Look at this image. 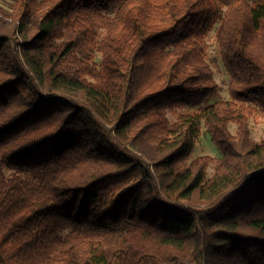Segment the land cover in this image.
Returning a JSON list of instances; mask_svg holds the SVG:
<instances>
[{
    "label": "trees",
    "instance_id": "16d2710c",
    "mask_svg": "<svg viewBox=\"0 0 264 264\" xmlns=\"http://www.w3.org/2000/svg\"><path fill=\"white\" fill-rule=\"evenodd\" d=\"M0 14V264H264V0ZM203 128L219 157L188 163Z\"/></svg>",
    "mask_w": 264,
    "mask_h": 264
},
{
    "label": "rangeland",
    "instance_id": "374dc122",
    "mask_svg": "<svg viewBox=\"0 0 264 264\" xmlns=\"http://www.w3.org/2000/svg\"><path fill=\"white\" fill-rule=\"evenodd\" d=\"M13 3L14 0H0V9L11 10ZM1 17L2 15L0 14V18ZM207 58L214 72L215 80L219 86V93L216 100H230V77L222 61L220 50L216 41L215 30L210 33L208 38ZM167 114L172 122L176 120V114L171 111H168ZM249 129L251 141L259 143L264 139V115L260 111L256 112V114L250 120ZM230 130L234 135L238 134V127L236 125H231ZM202 156L219 157L218 150L211 141V137L206 132L205 128L202 130V135L195 148V152L188 163ZM212 172L213 167L209 169V174Z\"/></svg>",
    "mask_w": 264,
    "mask_h": 264
}]
</instances>
